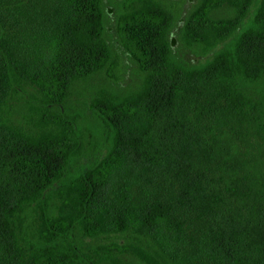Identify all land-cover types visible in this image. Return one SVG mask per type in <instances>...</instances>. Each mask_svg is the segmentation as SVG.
<instances>
[{
  "label": "trees",
  "instance_id": "obj_1",
  "mask_svg": "<svg viewBox=\"0 0 264 264\" xmlns=\"http://www.w3.org/2000/svg\"><path fill=\"white\" fill-rule=\"evenodd\" d=\"M0 264H264V0H0Z\"/></svg>",
  "mask_w": 264,
  "mask_h": 264
},
{
  "label": "rangeland",
  "instance_id": "obj_2",
  "mask_svg": "<svg viewBox=\"0 0 264 264\" xmlns=\"http://www.w3.org/2000/svg\"><path fill=\"white\" fill-rule=\"evenodd\" d=\"M169 1H172L175 4V9L177 10L181 18V16L185 14L198 0H169ZM116 73H118L117 69H116ZM119 74H120V77L118 78L117 82L120 84H124V85L132 82L133 79L137 77L138 75V71H137L135 64L126 56H122L121 70ZM111 80H112L111 78L102 74V75H96L92 79V82L100 83V82H106V81H111Z\"/></svg>",
  "mask_w": 264,
  "mask_h": 264
}]
</instances>
